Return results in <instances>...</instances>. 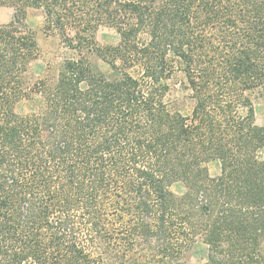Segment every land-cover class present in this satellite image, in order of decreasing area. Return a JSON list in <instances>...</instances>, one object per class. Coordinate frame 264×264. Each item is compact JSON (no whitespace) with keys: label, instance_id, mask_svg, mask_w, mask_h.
<instances>
[{"label":"trees","instance_id":"obj_1","mask_svg":"<svg viewBox=\"0 0 264 264\" xmlns=\"http://www.w3.org/2000/svg\"><path fill=\"white\" fill-rule=\"evenodd\" d=\"M12 4L0 26V264H190L197 242L206 264H264V0ZM29 9L60 41L53 85L25 83L40 56ZM101 28L118 44H99Z\"/></svg>","mask_w":264,"mask_h":264},{"label":"rangeland","instance_id":"obj_2","mask_svg":"<svg viewBox=\"0 0 264 264\" xmlns=\"http://www.w3.org/2000/svg\"><path fill=\"white\" fill-rule=\"evenodd\" d=\"M15 8L12 0H0V26L8 25L13 19ZM28 27L35 33L37 42L39 44L40 56L34 61L25 77L27 85H35L40 81H47L49 85L56 82L58 67L63 59V51L60 46V41L56 37H49L43 32L44 18L40 11L29 9L25 17ZM96 40L103 46L116 45L119 42V35L114 29L101 28L96 35ZM93 68L106 74H110L109 66L100 59H92ZM180 92V91H179ZM179 97V100L174 103V107L182 110L187 114L192 107L189 100L182 98V93L176 92L172 96V100ZM37 101L41 97L36 96ZM35 99V101H36ZM32 103H22L19 107L20 114H27L32 111ZM255 110L257 124L264 126V99L259 98V93L255 94ZM260 158H264V151L258 153ZM210 175L216 177L220 174L221 165L215 161L208 165ZM174 192L182 194L184 192L183 184H175L173 186ZM207 247L202 242H197L190 249L187 260L190 264H206L207 262Z\"/></svg>","mask_w":264,"mask_h":264}]
</instances>
